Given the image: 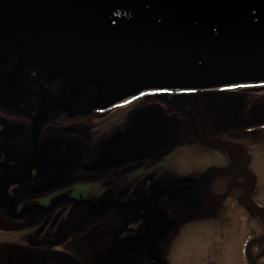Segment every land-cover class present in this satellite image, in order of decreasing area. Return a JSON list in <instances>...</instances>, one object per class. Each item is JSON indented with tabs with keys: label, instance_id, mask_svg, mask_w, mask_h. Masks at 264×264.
Instances as JSON below:
<instances>
[{
	"label": "flooded vegetation",
	"instance_id": "1",
	"mask_svg": "<svg viewBox=\"0 0 264 264\" xmlns=\"http://www.w3.org/2000/svg\"><path fill=\"white\" fill-rule=\"evenodd\" d=\"M180 95L182 105L152 94L103 108L88 87L70 101L68 81L0 55V264H172L194 234L211 235L214 254L229 234L247 264L264 255V82ZM140 107L151 127L132 134ZM153 194L158 219L92 206Z\"/></svg>",
	"mask_w": 264,
	"mask_h": 264
},
{
	"label": "water",
	"instance_id": "2",
	"mask_svg": "<svg viewBox=\"0 0 264 264\" xmlns=\"http://www.w3.org/2000/svg\"><path fill=\"white\" fill-rule=\"evenodd\" d=\"M0 55L68 81L70 101L96 87L102 107L151 89L263 82L264 0H0ZM154 196L83 202L138 205L152 220L165 216Z\"/></svg>",
	"mask_w": 264,
	"mask_h": 264
},
{
	"label": "rangeland",
	"instance_id": "3",
	"mask_svg": "<svg viewBox=\"0 0 264 264\" xmlns=\"http://www.w3.org/2000/svg\"><path fill=\"white\" fill-rule=\"evenodd\" d=\"M258 87L260 88V86ZM206 104H208L209 112L214 111V106H213L214 104L212 100L208 101ZM157 106H160V104H157ZM142 109H143L142 107L138 108V110L134 111L133 115H131V117L128 119L131 124V126L128 128L129 130L133 131V129H131V128H134L132 124H135V127H136L137 123L141 125V128L148 129L151 127V126L148 127L146 125L148 124V121H144V119L147 120L146 118L147 116L145 117L143 115L142 117H140V119L142 118V121L139 118H137L138 117L137 114L144 113ZM159 111L160 110L157 109V113H159ZM123 114L127 116V111H123ZM117 115L118 114H115V116ZM160 117L164 118L167 124L169 122H172L173 126L179 125L178 124L179 120H177L174 116L170 117L169 115L168 116L160 115ZM108 120L109 119H104L103 121L104 125L108 123ZM165 125L166 123L162 124L160 128H164L163 126ZM168 126H166L167 129L169 128ZM152 131L150 133H152ZM180 133L181 132H177V134H180ZM132 134H134V131L132 132ZM180 151L181 149L178 148L177 150H174V153L179 154L178 152ZM194 157H191V158L193 159ZM182 161L183 160L179 158L174 164L176 165V163H178L176 167L179 168L180 163L183 164ZM188 235L186 237H188ZM228 236L230 235L227 234V237ZM227 237H223L222 235L220 240H218L219 246L221 247L224 246V248L220 249L219 254H214L213 248H211L213 246L212 241L214 240V238L211 235H206L204 237L203 235L198 236L197 234H194V235H191L188 239L187 238L182 239L179 242L178 246L175 245L176 247L173 248V252L171 253L172 254L171 262L172 264H247L244 251H238V250L232 251L231 246H232L233 241L232 239H229ZM254 250L255 252L252 254V258H253L252 263L253 264H264V255H262L261 253H256L258 251L257 248Z\"/></svg>",
	"mask_w": 264,
	"mask_h": 264
},
{
	"label": "trees",
	"instance_id": "4",
	"mask_svg": "<svg viewBox=\"0 0 264 264\" xmlns=\"http://www.w3.org/2000/svg\"><path fill=\"white\" fill-rule=\"evenodd\" d=\"M194 93L195 91L194 90H154V91H148V92H144L138 96H135L131 102H135L137 100H140V102H143V101H147V99H145L147 96H151L152 94H155V95H164V96H168L169 99H171L172 103H176L178 105H182L183 103V97L182 95L180 94H183V93ZM195 104V103H194ZM193 105V103L191 104ZM194 108V107H193Z\"/></svg>",
	"mask_w": 264,
	"mask_h": 264
}]
</instances>
